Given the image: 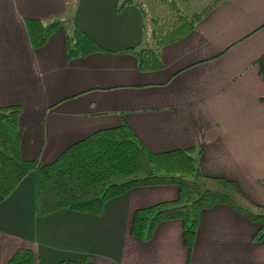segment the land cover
I'll return each mask as SVG.
<instances>
[{"label":"crops","instance_id":"crops-1","mask_svg":"<svg viewBox=\"0 0 264 264\" xmlns=\"http://www.w3.org/2000/svg\"><path fill=\"white\" fill-rule=\"evenodd\" d=\"M121 0H0V106L20 105V153L44 165L96 130L127 124L153 152L194 147L202 173L232 180L264 205V0H223L141 70L127 47H151L138 5ZM25 18H70L105 51L66 58L67 28L33 48ZM35 176L0 195V264L29 247L34 264H264L258 224L226 204L203 209L192 247L181 219L147 239L131 233L137 208L175 199V185L129 189L99 214L37 215Z\"/></svg>","mask_w":264,"mask_h":264},{"label":"trees","instance_id":"trees-1","mask_svg":"<svg viewBox=\"0 0 264 264\" xmlns=\"http://www.w3.org/2000/svg\"><path fill=\"white\" fill-rule=\"evenodd\" d=\"M162 1L167 2L173 12H165L160 18H145L152 46L121 50L135 54L141 70L160 68V48L190 32L223 0H211L191 13L185 12L174 0ZM127 3L138 5L146 16L138 0H121L117 10ZM24 24L33 48L43 46L59 26L65 25L68 60L106 50L70 18L50 21L25 18ZM20 112L18 104L0 106V195L10 194L19 181L33 171L37 215L62 208L99 214L108 199L131 188L176 185L178 195L175 199L135 210L131 225L134 236L147 240L161 221L179 218L190 249L200 212L222 203L257 223L253 239H264V205L252 202L232 180L202 173L197 163L200 149L188 147L153 152L127 124H121L96 130L69 145L52 162L37 165L34 159H26L20 153ZM260 184L264 187V180H260ZM6 264H34L33 251L29 247H19ZM58 264H90V259L66 258Z\"/></svg>","mask_w":264,"mask_h":264},{"label":"rangeland","instance_id":"rangeland-1","mask_svg":"<svg viewBox=\"0 0 264 264\" xmlns=\"http://www.w3.org/2000/svg\"><path fill=\"white\" fill-rule=\"evenodd\" d=\"M144 11L146 12V18L157 17L165 15V12L172 13L173 9L167 2L162 0H138ZM177 5L185 12H194L202 8L203 5L209 3L211 0H174ZM176 186V185H175Z\"/></svg>","mask_w":264,"mask_h":264}]
</instances>
